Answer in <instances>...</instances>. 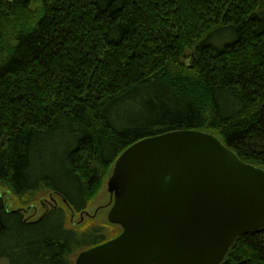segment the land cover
<instances>
[{"label":"trees","instance_id":"trees-1","mask_svg":"<svg viewBox=\"0 0 264 264\" xmlns=\"http://www.w3.org/2000/svg\"><path fill=\"white\" fill-rule=\"evenodd\" d=\"M183 129L264 168V0H0V258L75 264L117 236L66 206L87 212L127 146ZM47 191L64 203L29 218ZM228 250L264 264V230Z\"/></svg>","mask_w":264,"mask_h":264},{"label":"water","instance_id":"water-1","mask_svg":"<svg viewBox=\"0 0 264 264\" xmlns=\"http://www.w3.org/2000/svg\"><path fill=\"white\" fill-rule=\"evenodd\" d=\"M114 163L107 218L122 229L75 264H220L236 237L264 230V168L212 132L144 137Z\"/></svg>","mask_w":264,"mask_h":264},{"label":"rangeland","instance_id":"rangeland-1","mask_svg":"<svg viewBox=\"0 0 264 264\" xmlns=\"http://www.w3.org/2000/svg\"><path fill=\"white\" fill-rule=\"evenodd\" d=\"M108 179L105 180L102 188L93 196L92 202L87 207V212H84L82 214L80 213L73 214V212L70 211V209L65 205L67 211H69V217H68L69 223L77 224L81 221L83 222L84 219L86 220L88 218H93V219L95 218L97 221L106 224V222L108 221L107 218L108 211L114 200L113 195L110 192L108 186ZM5 196H6V202L8 208L13 209L19 206V202H17V199L13 194L5 193ZM41 197L39 198V200L36 201L34 205L25 206V213L29 218L37 219V217H39L44 213L45 209L47 208V205H50L51 203H58V204L64 203L60 195L58 196L49 191L42 193ZM74 257L76 259V256ZM0 264H9V263L8 260H6V258H0Z\"/></svg>","mask_w":264,"mask_h":264}]
</instances>
